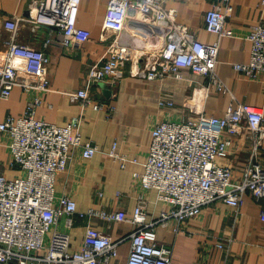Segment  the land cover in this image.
Returning a JSON list of instances; mask_svg holds the SVG:
<instances>
[{"label":"built area","instance_id":"obj_1","mask_svg":"<svg viewBox=\"0 0 264 264\" xmlns=\"http://www.w3.org/2000/svg\"><path fill=\"white\" fill-rule=\"evenodd\" d=\"M204 14L205 29L216 34L212 42L198 40L189 27L178 20V10L166 5V0H109L103 27L113 32L106 54L87 70L86 87L69 92L72 101L100 109L105 103L90 94V86L98 81L116 86L126 73L155 79L169 75L182 77L181 69L206 77L197 83L184 105L190 116L162 119L152 128V137L144 170L133 172L146 190L157 191V199L168 205L158 214L149 216L146 200L141 194L133 214L123 209L88 208L78 210L76 200L68 195H57V175L66 170L70 151L81 146L82 155L91 157L99 151L92 140L82 139L81 116L58 125L36 116L42 103L37 95L29 99L19 116L7 115L0 120V137H7L11 155L9 166L18 167L19 174L7 176L0 172V264H99L115 258L119 245L129 240L126 264H172L173 249L160 243L157 229L164 227L175 234L183 230V223L199 215L203 208L221 200L238 206L244 193L264 198V166L250 161L244 166L241 178L233 179L228 158L232 139L243 126L253 133L254 158L263 146L264 114L262 109L246 102L234 107L233 101L221 116L208 115L205 103L211 92L230 90L215 68L220 39L233 36L227 25L232 9L230 0H212ZM31 22L44 24L61 32L63 42L82 43L91 36L89 29L78 24L81 0H30ZM264 5V0H261ZM20 19L8 18L5 27L12 31L6 41L8 49L0 58V99L8 98L19 85L25 91H49V56L43 49L18 43L15 40ZM128 24H141L155 50L124 41L119 33ZM247 38L251 53L247 62H236L233 67L249 79L264 81V24H254ZM48 38L45 44H48ZM139 63L136 71L133 69ZM23 77H30L23 78ZM233 100V97L231 98ZM171 98L160 101V106L172 107ZM112 108V106L110 105ZM113 143L110 154L125 166L129 160L116 151ZM97 215L110 221H127L134 229L121 239L87 224L81 245L71 250V229L77 217ZM63 219V227L59 220ZM261 219L264 221V210ZM264 255V236L262 240Z\"/></svg>","mask_w":264,"mask_h":264},{"label":"crops","instance_id":"obj_2","mask_svg":"<svg viewBox=\"0 0 264 264\" xmlns=\"http://www.w3.org/2000/svg\"><path fill=\"white\" fill-rule=\"evenodd\" d=\"M29 1L0 0V58L8 49L6 41L13 36L5 27V20L11 17L20 19L15 40L48 53L51 89L37 92L15 86L8 98L0 99V120L7 115L22 114L28 100L37 95L42 97V103L36 109L38 118L64 125L73 117L81 116L82 139L94 141L100 150L91 157H84L81 146L73 147L66 170L56 177V194L72 196L78 202V210L123 209L130 218L138 196L142 194L149 216L158 214L168 205L157 199V191L143 188L133 172L144 170L156 122L189 117L190 111L184 102L193 87L206 81V77L182 68L181 78L169 75L147 79L132 74L128 63L124 77L116 86L105 81L90 86V94L103 101L104 107H83L80 102L70 99L69 92L86 87L88 68L104 57L114 38L115 34L103 27L109 0H81L78 24L89 29L91 36L82 43L72 42L71 45L63 42L57 29L51 30L47 25L29 20L32 16ZM212 4V0H166L167 6L178 10V20L186 24L198 40L207 43L217 38L204 26V14ZM230 4L233 10L227 18V25L233 29L234 35L220 39L215 68L230 91L211 92L205 103V112L221 116L233 101L234 107L246 102L259 107L264 114L263 79H249L233 67L236 62L250 60L252 43L247 35L254 24H264V5L261 0H230ZM140 27L128 24L119 35L124 41H134L138 46L152 43L150 38L143 36L146 31H139ZM48 38L50 41L45 44ZM168 98L174 101V105L160 106V101ZM7 140L4 135L0 137V172L10 177L19 174L20 170L9 166L11 155ZM114 142L116 151L129 159L125 166L110 154ZM254 143L253 133L246 126L233 137L229 156L222 161L231 166L235 181L241 178L247 162L252 160L264 166V143L253 158ZM262 209L264 198H256L249 192L244 193L237 207L217 200L205 206L197 217L188 218L180 234L159 227L157 238L173 249L172 264H264ZM63 219L59 220V227H63ZM87 224L94 225L113 239H121L134 229L130 220L110 221L97 215L77 217L70 231L71 250L80 247ZM129 249L130 242L125 240L119 245V254L115 258L99 264H126Z\"/></svg>","mask_w":264,"mask_h":264},{"label":"bare ground","instance_id":"obj_3","mask_svg":"<svg viewBox=\"0 0 264 264\" xmlns=\"http://www.w3.org/2000/svg\"><path fill=\"white\" fill-rule=\"evenodd\" d=\"M138 25L141 26L139 28V31H141V33H143L144 31H146V28L145 27H143L141 24H138ZM143 36L144 37H147L145 35H143ZM145 47H146L147 50L152 51V52L155 50V47H154L153 43H146L145 44Z\"/></svg>","mask_w":264,"mask_h":264},{"label":"water","instance_id":"obj_4","mask_svg":"<svg viewBox=\"0 0 264 264\" xmlns=\"http://www.w3.org/2000/svg\"><path fill=\"white\" fill-rule=\"evenodd\" d=\"M139 67V63H137V64H135L134 66H133V69L136 71V69Z\"/></svg>","mask_w":264,"mask_h":264}]
</instances>
